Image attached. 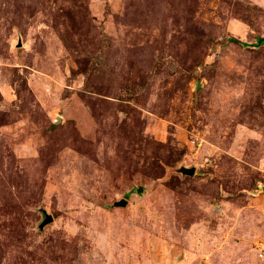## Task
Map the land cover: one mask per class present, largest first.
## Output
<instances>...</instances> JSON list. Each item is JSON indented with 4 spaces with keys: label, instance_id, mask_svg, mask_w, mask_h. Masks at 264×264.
I'll use <instances>...</instances> for the list:
<instances>
[{
    "label": "rangeland",
    "instance_id": "1",
    "mask_svg": "<svg viewBox=\"0 0 264 264\" xmlns=\"http://www.w3.org/2000/svg\"><path fill=\"white\" fill-rule=\"evenodd\" d=\"M262 37L264 0H0V264H264Z\"/></svg>",
    "mask_w": 264,
    "mask_h": 264
},
{
    "label": "water",
    "instance_id": "2",
    "mask_svg": "<svg viewBox=\"0 0 264 264\" xmlns=\"http://www.w3.org/2000/svg\"><path fill=\"white\" fill-rule=\"evenodd\" d=\"M264 41V38H260L258 40L259 43L263 42ZM60 118H58L59 120ZM180 171L185 173V174H194V172L196 171V168L194 166L192 167H188V166H181L180 167ZM139 190H143V187H140ZM115 205H126L127 204V199H121V200H118L114 203ZM43 216H44V219L43 221L41 222L40 224V228H43L47 223L53 221V216L48 213L45 209H43Z\"/></svg>",
    "mask_w": 264,
    "mask_h": 264
},
{
    "label": "trees",
    "instance_id": "3",
    "mask_svg": "<svg viewBox=\"0 0 264 264\" xmlns=\"http://www.w3.org/2000/svg\"><path fill=\"white\" fill-rule=\"evenodd\" d=\"M229 39H230V40H233V41L241 42V41H239V39H236V38L233 37V36L229 37ZM241 44H243V45H245V46H251V47H253V46L256 47V45H257V44H248V43H244V42H241ZM262 188H263V187H262ZM262 188H261V190H262Z\"/></svg>",
    "mask_w": 264,
    "mask_h": 264
}]
</instances>
